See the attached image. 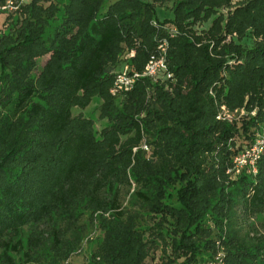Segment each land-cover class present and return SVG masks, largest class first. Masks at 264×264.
Masks as SVG:
<instances>
[{"label": "trees", "instance_id": "1", "mask_svg": "<svg viewBox=\"0 0 264 264\" xmlns=\"http://www.w3.org/2000/svg\"><path fill=\"white\" fill-rule=\"evenodd\" d=\"M0 25V264H264V0H29ZM95 99L100 131L72 113Z\"/></svg>", "mask_w": 264, "mask_h": 264}, {"label": "built area", "instance_id": "2", "mask_svg": "<svg viewBox=\"0 0 264 264\" xmlns=\"http://www.w3.org/2000/svg\"><path fill=\"white\" fill-rule=\"evenodd\" d=\"M29 0H0V16H7L15 12L18 8ZM4 32V27L0 25V33ZM157 55L151 56L145 65L142 76L156 81L158 78L168 77L166 75V44L165 42L157 45ZM115 90H127L139 77L138 74H130L126 66H123L115 73ZM114 93V91H111ZM243 111L229 112L224 106L220 107L217 119L226 120L228 122L235 121L243 115ZM263 139L260 135H256L254 144L251 147L239 152L234 159V169L238 172L241 168L248 167L252 173H256L255 163L259 159L262 152ZM219 264V263H215Z\"/></svg>", "mask_w": 264, "mask_h": 264}, {"label": "rangeland", "instance_id": "3", "mask_svg": "<svg viewBox=\"0 0 264 264\" xmlns=\"http://www.w3.org/2000/svg\"><path fill=\"white\" fill-rule=\"evenodd\" d=\"M236 1V0H235ZM155 15L156 18L159 21L163 20H170L172 19V12L166 7H156L155 9ZM46 58H43L41 62H43ZM99 101L97 99L93 100V102L85 109V110H78L74 109L72 111L73 115H76L78 113H81L86 118L93 119L95 122V128L97 131H100L103 127V123L97 120V107H98ZM243 116V115H242ZM240 118L237 120L239 122ZM92 247V244H83L81 255L76 256L73 258V264H79L82 261V257L84 255H87Z\"/></svg>", "mask_w": 264, "mask_h": 264}]
</instances>
